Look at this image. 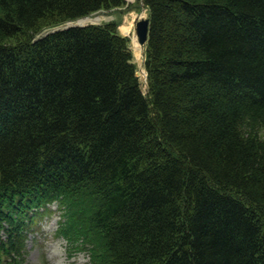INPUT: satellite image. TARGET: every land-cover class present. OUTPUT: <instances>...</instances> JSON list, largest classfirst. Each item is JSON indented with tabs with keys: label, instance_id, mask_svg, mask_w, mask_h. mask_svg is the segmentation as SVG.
Returning <instances> with one entry per match:
<instances>
[{
	"label": "trees",
	"instance_id": "1",
	"mask_svg": "<svg viewBox=\"0 0 264 264\" xmlns=\"http://www.w3.org/2000/svg\"><path fill=\"white\" fill-rule=\"evenodd\" d=\"M0 0V264L34 220L92 264H264V0Z\"/></svg>",
	"mask_w": 264,
	"mask_h": 264
},
{
	"label": "rangeland",
	"instance_id": "2",
	"mask_svg": "<svg viewBox=\"0 0 264 264\" xmlns=\"http://www.w3.org/2000/svg\"><path fill=\"white\" fill-rule=\"evenodd\" d=\"M136 13L146 16L147 10L143 9L141 0H128L122 7L96 13V15H100V19L95 23L100 24L112 20L119 23L117 25L119 33L127 36L130 40L129 45L133 62L136 64V74L141 82L143 92H146L147 77L144 67L146 46L139 44L141 46L139 51L133 46V26L129 23L132 21V17L137 15ZM122 26H127L128 30L123 31ZM58 27L60 25L47 28L43 33ZM55 203H50L52 212L35 219L33 228L27 232L25 237V264H92L89 253L85 251L69 252L65 238L54 233L59 218V210Z\"/></svg>",
	"mask_w": 264,
	"mask_h": 264
},
{
	"label": "water",
	"instance_id": "3",
	"mask_svg": "<svg viewBox=\"0 0 264 264\" xmlns=\"http://www.w3.org/2000/svg\"><path fill=\"white\" fill-rule=\"evenodd\" d=\"M79 19H81V18H78L74 21H77ZM68 22H70V21H67L64 25H61L60 27H58L55 30L64 29V28H67L70 26H84V25L88 24V23L68 24ZM93 23L94 22H91L90 24H93ZM148 27H149V17H143L142 15H136V17L134 18V21H133V31H134V34L136 36L137 42L142 46H146V44H147ZM55 30H52V31H55Z\"/></svg>",
	"mask_w": 264,
	"mask_h": 264
},
{
	"label": "bare ground",
	"instance_id": "4",
	"mask_svg": "<svg viewBox=\"0 0 264 264\" xmlns=\"http://www.w3.org/2000/svg\"><path fill=\"white\" fill-rule=\"evenodd\" d=\"M99 19H100V15H96L95 14V15H90V16L83 17V18H81V19H79L77 21H70V22H68V24L91 23V22H97ZM122 30L123 31H127L128 30V27L127 26L126 27L125 26H122ZM132 43H133V46L139 51V49L141 48V46L137 42L135 35H133V37H132Z\"/></svg>",
	"mask_w": 264,
	"mask_h": 264
},
{
	"label": "crops",
	"instance_id": "5",
	"mask_svg": "<svg viewBox=\"0 0 264 264\" xmlns=\"http://www.w3.org/2000/svg\"><path fill=\"white\" fill-rule=\"evenodd\" d=\"M132 20H133V17H132ZM130 23V25H132V21L131 22H129Z\"/></svg>",
	"mask_w": 264,
	"mask_h": 264
}]
</instances>
